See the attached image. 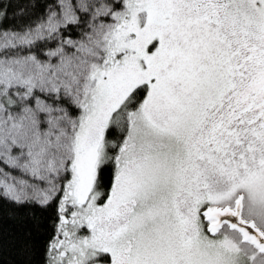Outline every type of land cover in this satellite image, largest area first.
<instances>
[{"label":"snow or ice","instance_id":"snow-or-ice-1","mask_svg":"<svg viewBox=\"0 0 264 264\" xmlns=\"http://www.w3.org/2000/svg\"><path fill=\"white\" fill-rule=\"evenodd\" d=\"M0 202L44 264H264V0H0Z\"/></svg>","mask_w":264,"mask_h":264},{"label":"trees","instance_id":"trees-1","mask_svg":"<svg viewBox=\"0 0 264 264\" xmlns=\"http://www.w3.org/2000/svg\"><path fill=\"white\" fill-rule=\"evenodd\" d=\"M53 215L51 208L0 202V264H44Z\"/></svg>","mask_w":264,"mask_h":264}]
</instances>
